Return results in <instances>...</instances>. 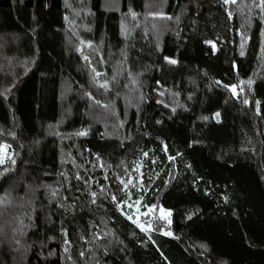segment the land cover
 I'll return each instance as SVG.
<instances>
[{
	"label": "trees",
	"instance_id": "trees-1",
	"mask_svg": "<svg viewBox=\"0 0 264 264\" xmlns=\"http://www.w3.org/2000/svg\"><path fill=\"white\" fill-rule=\"evenodd\" d=\"M0 160V264H264L262 0H0Z\"/></svg>",
	"mask_w": 264,
	"mask_h": 264
},
{
	"label": "snow or ice",
	"instance_id": "snow-or-ice-1",
	"mask_svg": "<svg viewBox=\"0 0 264 264\" xmlns=\"http://www.w3.org/2000/svg\"><path fill=\"white\" fill-rule=\"evenodd\" d=\"M232 2H235V0H232ZM262 5H264V0H262ZM85 59H87V58H85ZM171 62H172V63H175L174 60L171 61ZM81 135H83V133H81ZM0 163H3V161L0 160ZM93 195H95V194L93 193ZM113 199L115 200V197H113ZM93 202H95V201H93ZM117 206L119 207V204H118ZM161 211H163V210H161ZM168 215H170V213H169ZM129 219H131V217H129ZM166 234H170V233H166Z\"/></svg>",
	"mask_w": 264,
	"mask_h": 264
},
{
	"label": "rangeland",
	"instance_id": "rangeland-1",
	"mask_svg": "<svg viewBox=\"0 0 264 264\" xmlns=\"http://www.w3.org/2000/svg\"><path fill=\"white\" fill-rule=\"evenodd\" d=\"M161 215H162L163 217L167 216L164 212H162Z\"/></svg>",
	"mask_w": 264,
	"mask_h": 264
}]
</instances>
